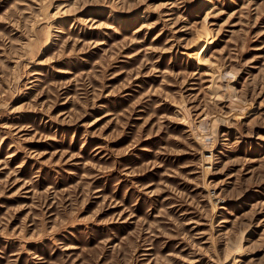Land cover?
<instances>
[{"label": "rangeland", "instance_id": "374dc122", "mask_svg": "<svg viewBox=\"0 0 264 264\" xmlns=\"http://www.w3.org/2000/svg\"><path fill=\"white\" fill-rule=\"evenodd\" d=\"M0 264H264V0H0Z\"/></svg>", "mask_w": 264, "mask_h": 264}]
</instances>
